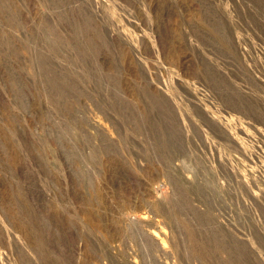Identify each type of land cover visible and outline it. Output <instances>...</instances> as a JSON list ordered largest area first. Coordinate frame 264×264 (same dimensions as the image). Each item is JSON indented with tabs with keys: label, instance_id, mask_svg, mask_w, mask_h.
<instances>
[{
	"label": "rangeland",
	"instance_id": "1",
	"mask_svg": "<svg viewBox=\"0 0 264 264\" xmlns=\"http://www.w3.org/2000/svg\"><path fill=\"white\" fill-rule=\"evenodd\" d=\"M0 264H264V0H0Z\"/></svg>",
	"mask_w": 264,
	"mask_h": 264
}]
</instances>
